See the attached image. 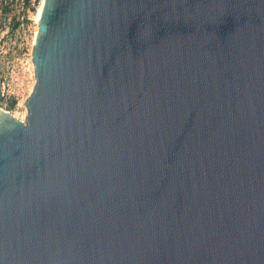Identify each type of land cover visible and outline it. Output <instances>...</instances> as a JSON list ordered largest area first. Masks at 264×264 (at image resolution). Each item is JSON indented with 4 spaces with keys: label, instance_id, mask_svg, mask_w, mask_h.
<instances>
[{
    "label": "water",
    "instance_id": "obj_1",
    "mask_svg": "<svg viewBox=\"0 0 264 264\" xmlns=\"http://www.w3.org/2000/svg\"><path fill=\"white\" fill-rule=\"evenodd\" d=\"M37 26L0 264H264V0H42Z\"/></svg>",
    "mask_w": 264,
    "mask_h": 264
},
{
    "label": "rangeland",
    "instance_id": "obj_2",
    "mask_svg": "<svg viewBox=\"0 0 264 264\" xmlns=\"http://www.w3.org/2000/svg\"><path fill=\"white\" fill-rule=\"evenodd\" d=\"M29 2L24 9L23 0H0V108L23 122L24 102L35 86L31 52L41 0Z\"/></svg>",
    "mask_w": 264,
    "mask_h": 264
},
{
    "label": "trees",
    "instance_id": "obj_3",
    "mask_svg": "<svg viewBox=\"0 0 264 264\" xmlns=\"http://www.w3.org/2000/svg\"><path fill=\"white\" fill-rule=\"evenodd\" d=\"M30 0H23V5H24V9H26V7H28L29 6V4H30V2H29ZM23 21H26V16L25 17H23ZM19 25V22H13V26H18Z\"/></svg>",
    "mask_w": 264,
    "mask_h": 264
},
{
    "label": "bare ground",
    "instance_id": "obj_4",
    "mask_svg": "<svg viewBox=\"0 0 264 264\" xmlns=\"http://www.w3.org/2000/svg\"><path fill=\"white\" fill-rule=\"evenodd\" d=\"M41 10H42V0L40 2L38 10L36 11V15H35V18H34V19H36V23H37V20H38V17H39V14H40ZM37 30H38V26H37ZM37 30H36V32H37ZM36 32H35V34H36ZM32 66H33V64H32Z\"/></svg>",
    "mask_w": 264,
    "mask_h": 264
}]
</instances>
